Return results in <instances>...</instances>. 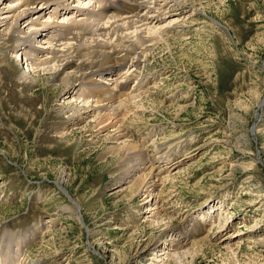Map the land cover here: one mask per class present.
<instances>
[{
  "label": "rangeland",
  "instance_id": "374dc122",
  "mask_svg": "<svg viewBox=\"0 0 264 264\" xmlns=\"http://www.w3.org/2000/svg\"><path fill=\"white\" fill-rule=\"evenodd\" d=\"M186 1L168 42L139 56L122 122L100 131L66 118L54 74L23 84L0 34V250L21 242L15 264H264V0ZM125 141L153 188L124 180Z\"/></svg>",
  "mask_w": 264,
  "mask_h": 264
},
{
  "label": "bare ground",
  "instance_id": "6f19581e",
  "mask_svg": "<svg viewBox=\"0 0 264 264\" xmlns=\"http://www.w3.org/2000/svg\"><path fill=\"white\" fill-rule=\"evenodd\" d=\"M2 2L0 34L7 39L14 38L13 50L19 48L14 54L16 62L25 66L19 75L22 83L30 80V73L54 74L53 82L67 90L68 96L62 99L61 105L63 110H68L66 118L73 120L94 115L92 119L95 127L100 126L99 131L122 122L120 117L141 90L139 85L135 88L129 85L133 72L139 68V56L160 42H168V33L177 24V16L183 13L187 3L186 0H71V4H68L70 0ZM124 68L125 73H120ZM116 131L117 137H125L121 130ZM118 146L123 153L120 163L126 167L124 180L131 177L137 178V182L142 180L137 193L153 188L154 182L147 178L155 174L144 150L129 141ZM168 157L163 155L158 159L167 160ZM146 170L147 175L144 174ZM154 178L161 181L158 174ZM57 186L69 196L59 183ZM71 203L73 207L67 210L74 208L77 219L83 221L79 203ZM156 209L154 206L148 218L161 221ZM173 232L168 231V238L173 237ZM13 241H3L0 264L16 263L11 243L15 246L21 242ZM180 241L177 244L180 251L174 254L182 260L187 256L184 249L194 244L185 237ZM170 257L173 256L166 258L164 263L161 257L155 260L157 264H166Z\"/></svg>",
  "mask_w": 264,
  "mask_h": 264
}]
</instances>
